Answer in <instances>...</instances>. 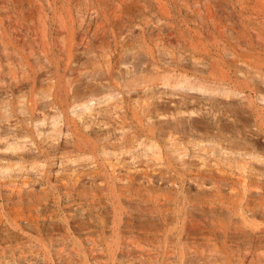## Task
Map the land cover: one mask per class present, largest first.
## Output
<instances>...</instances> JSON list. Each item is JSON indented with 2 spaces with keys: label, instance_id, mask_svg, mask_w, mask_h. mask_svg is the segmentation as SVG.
<instances>
[{
  "label": "rangeland",
  "instance_id": "1",
  "mask_svg": "<svg viewBox=\"0 0 264 264\" xmlns=\"http://www.w3.org/2000/svg\"><path fill=\"white\" fill-rule=\"evenodd\" d=\"M0 264H264V0H0Z\"/></svg>",
  "mask_w": 264,
  "mask_h": 264
}]
</instances>
